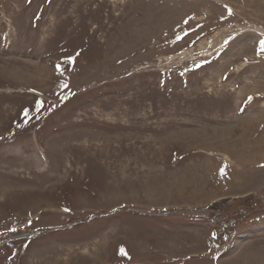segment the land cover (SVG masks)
<instances>
[{
  "label": "rangeland",
  "instance_id": "1",
  "mask_svg": "<svg viewBox=\"0 0 264 264\" xmlns=\"http://www.w3.org/2000/svg\"><path fill=\"white\" fill-rule=\"evenodd\" d=\"M264 0H0V264H264Z\"/></svg>",
  "mask_w": 264,
  "mask_h": 264
},
{
  "label": "snow or ice",
  "instance_id": "2",
  "mask_svg": "<svg viewBox=\"0 0 264 264\" xmlns=\"http://www.w3.org/2000/svg\"><path fill=\"white\" fill-rule=\"evenodd\" d=\"M260 49L261 51H264V40L260 41Z\"/></svg>",
  "mask_w": 264,
  "mask_h": 264
}]
</instances>
